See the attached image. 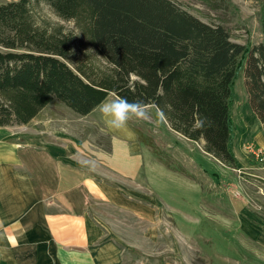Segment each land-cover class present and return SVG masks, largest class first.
Returning <instances> with one entry per match:
<instances>
[{"label": "trees", "instance_id": "trees-1", "mask_svg": "<svg viewBox=\"0 0 264 264\" xmlns=\"http://www.w3.org/2000/svg\"><path fill=\"white\" fill-rule=\"evenodd\" d=\"M46 4L66 31L36 18ZM263 43L231 41L173 0H16L0 4V127L27 125L54 100L90 114L115 92L163 109L170 128L219 162L231 149L232 84L243 66L248 105L264 126ZM92 49L106 70H89L77 47Z\"/></svg>", "mask_w": 264, "mask_h": 264}, {"label": "rangeland", "instance_id": "rangeland-1", "mask_svg": "<svg viewBox=\"0 0 264 264\" xmlns=\"http://www.w3.org/2000/svg\"><path fill=\"white\" fill-rule=\"evenodd\" d=\"M11 1L16 0H0V4ZM173 1L203 22L223 26L234 43L249 48L263 43L264 0ZM35 14L39 20L77 32L74 22L60 19L46 4ZM76 54L88 71L108 67L90 48L77 47ZM231 92V149L237 157L236 167L204 155L199 151L204 150L201 145L190 143L173 131L167 121L159 127L154 121L138 123L140 137L176 174L173 179L161 182L168 191L157 196L160 202L154 219L144 221L102 201H92L89 210L93 219L112 229L123 241L127 263L133 258L134 263L151 264H264V242L262 245L258 240V235H264V161L248 150L253 145L263 151L264 157V140L259 143L260 138L264 139V126L248 105L243 66L236 74ZM155 110L150 109L153 116ZM45 112L50 114L40 122L44 130L45 123L53 124L64 117L65 105L54 100ZM36 123L35 120L33 125ZM81 124L87 125L85 121ZM31 128L8 126L3 139L12 141L21 131L23 138L28 137ZM87 133V137L102 142L103 148L109 145L110 138L103 131L102 135L99 129ZM183 149L189 153L187 164ZM178 171L185 173L186 180L194 185L179 183ZM189 188L197 191L191 192Z\"/></svg>", "mask_w": 264, "mask_h": 264}, {"label": "crops", "instance_id": "crops-1", "mask_svg": "<svg viewBox=\"0 0 264 264\" xmlns=\"http://www.w3.org/2000/svg\"><path fill=\"white\" fill-rule=\"evenodd\" d=\"M47 107L27 124L33 127L28 137L21 131L5 140L8 132L0 127V264H151L133 258L127 263L123 241L89 212L92 201H102L144 221L154 219L157 196L168 191L161 182L176 174L140 137L142 121L112 131L97 107L82 116L65 106L64 117L45 123L44 130ZM96 129L110 138L106 148L87 137ZM187 177L178 171L179 183L194 185ZM258 240L263 245L264 235Z\"/></svg>", "mask_w": 264, "mask_h": 264}, {"label": "clouds", "instance_id": "clouds-1", "mask_svg": "<svg viewBox=\"0 0 264 264\" xmlns=\"http://www.w3.org/2000/svg\"><path fill=\"white\" fill-rule=\"evenodd\" d=\"M97 110L101 114L107 129L119 131L127 129L130 120L155 122L159 127L166 123L167 116L163 109L156 108L153 116L150 106L142 100L129 101L113 92L110 98L105 99L99 105Z\"/></svg>", "mask_w": 264, "mask_h": 264}, {"label": "built area", "instance_id": "built-area-1", "mask_svg": "<svg viewBox=\"0 0 264 264\" xmlns=\"http://www.w3.org/2000/svg\"><path fill=\"white\" fill-rule=\"evenodd\" d=\"M249 153H251L254 157L257 159L264 161V157L262 156L263 151L262 150H257L254 148L253 145L248 146Z\"/></svg>", "mask_w": 264, "mask_h": 264}]
</instances>
